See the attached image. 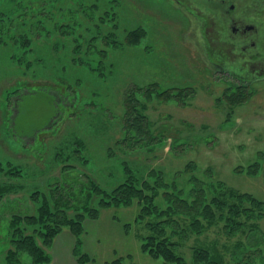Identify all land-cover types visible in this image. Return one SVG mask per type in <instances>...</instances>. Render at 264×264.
<instances>
[{
	"label": "rangeland",
	"instance_id": "374dc122",
	"mask_svg": "<svg viewBox=\"0 0 264 264\" xmlns=\"http://www.w3.org/2000/svg\"><path fill=\"white\" fill-rule=\"evenodd\" d=\"M189 18L188 11L165 0H0V164L22 169L20 178L0 176V185L16 186V192L0 201V264H6L10 214L35 211L30 195L46 194L61 180L62 167L75 166L77 174L85 173L109 190L122 181V160L152 174L146 176L157 186L148 192L147 210L151 215L154 210L151 217L158 221L169 216L158 215L168 204L158 179L189 192L191 177L197 176L205 183L222 182L261 202V206L246 203L245 207L251 205L243 218L247 226L241 233L235 227L229 240L234 245L256 223L255 240L262 250L249 264H264V77L244 88L250 96L243 103L231 106L225 92L241 82L232 74L216 72L197 49ZM63 29L73 33L63 36ZM22 34L34 43L28 50L13 44V38ZM76 44H81L79 52ZM74 52L107 53L104 66L112 64L104 69L108 75L92 76L77 68L71 72L70 53ZM151 84L158 85V91L182 90L183 98L164 100L153 94L147 99L136 89ZM132 90L145 107L140 115L150 133L159 132L158 138H164L149 149L128 150L116 144L125 134V95ZM71 93H76L77 102ZM75 138L81 139L79 147ZM74 148L79 158H70ZM255 163L260 167L255 174L244 172L255 168ZM238 167L243 171L237 172ZM139 209L134 200L129 206L101 209L96 220L84 221L81 251L91 258L85 264H111L117 259L121 264H162L142 250L140 237L146 229L144 221H136ZM172 227L165 225L167 235L183 243L178 248L182 247L179 252L188 264L192 263L190 247L208 243H216L221 252L227 244L222 253L233 257L221 220L184 241L172 236ZM72 239L73 257L66 253V258L57 259L52 243L46 250L51 257L48 264H79Z\"/></svg>",
	"mask_w": 264,
	"mask_h": 264
},
{
	"label": "trees",
	"instance_id": "16d2710c",
	"mask_svg": "<svg viewBox=\"0 0 264 264\" xmlns=\"http://www.w3.org/2000/svg\"><path fill=\"white\" fill-rule=\"evenodd\" d=\"M73 24V23H72ZM73 28L75 24L72 25ZM72 28V27H71ZM71 29H63L61 35H71ZM68 34V35H67ZM13 44L22 50L30 49L31 41L26 35L22 34L18 38H13ZM81 45V44H80ZM80 45L76 44L75 49L78 51ZM79 52V51H78ZM70 53L71 72L75 68L79 70H87L92 76L106 77L108 74L104 72L107 68L104 66L107 59V53ZM37 60H41L40 57ZM43 60V59H42ZM63 69V68H62ZM105 69V70H104ZM64 72L67 69H63ZM82 79L77 76L76 79ZM65 81L61 79L60 82ZM67 82V81H66ZM67 84V83H66ZM70 81L68 82V85ZM67 89L71 85L66 86ZM243 86H235V89H228L225 92L226 101L231 105H239L243 103L249 93H246ZM139 94L149 99L153 94L164 100L172 97H181L182 90L173 89L174 91L163 90L158 91V85L151 84L145 88L138 89ZM169 91V92H168ZM163 92V93H161ZM230 92V93H229ZM9 94V93H8ZM72 98L76 100V93H71ZM135 92L132 90L125 95L126 111L123 118L122 128L124 129L123 138L119 139L117 146L125 149H142L157 146L164 139L158 138V133L152 135L149 131V124L145 118L140 115V103L134 97ZM66 96V95H65ZM163 96V97H162ZM232 97L230 99V97ZM68 97V96H66ZM176 99V100H179ZM74 102V100H71ZM77 102V100L75 101ZM74 102V103H75ZM72 106V104H71ZM69 107V105H68ZM232 108V107H231ZM51 125V124H50ZM75 147L81 145V139L75 138ZM63 161L64 154L59 152ZM68 157V155H66ZM79 152L74 148L70 158H79ZM69 159V157L67 158ZM66 160V159H65ZM87 162V160L85 161ZM256 167H247L244 172L247 174H255L260 167L258 163ZM141 169L135 162L126 160L121 161L119 173H121L122 181L112 189L106 190L99 184L83 173L77 174L75 166L66 165L62 167L61 180L54 182L46 194H41L40 191H35L30 195V200L36 204L35 211L30 213H12L7 222L8 247L5 251L4 260L6 264H25V258H28L27 264H48L51 261L47 249L54 242V238L62 232L63 228H68L69 232L75 238L74 254L79 255L78 263L85 264L90 262L91 258L87 254L82 253L84 221L96 220L99 217L100 210L109 207L129 206L134 200H137L140 207L136 221H144L146 234L140 237L142 242V250L152 258L161 259L162 264H188L183 256H181L178 246L180 244L167 235L165 225L170 223L173 225L172 236L177 235L179 241H184L192 235L204 234L208 226L217 224L221 220L223 222V235L229 240L235 229L241 233L247 226L243 218H246L247 213H250V207H245L246 203L250 202L253 206H261V202L248 194H239L233 189L227 188L222 182L205 183L197 178L191 177L189 182L192 187L187 192L175 183L165 182L158 179L162 185L158 187L162 189L163 198L168 204L158 215L167 216L165 220H155L147 210V204L151 201L148 194L155 185H151L146 175L152 176L151 173ZM210 170V169H208ZM146 171V172H145ZM187 170H184L186 173ZM211 171V170H210ZM243 169L237 168V172H242ZM148 172V174H147ZM193 172V170L188 171ZM109 176H113L108 173ZM107 174V175H108ZM0 176H6L10 179L22 177L21 166L0 164ZM170 187L171 189H168ZM158 188V189H159ZM15 185H0V201L4 199L7 193L16 192ZM207 190L211 193H208ZM155 192V191H154ZM187 192V195H183ZM148 201V202H147ZM250 201V202H249ZM157 207V206H156ZM159 208V207H158ZM174 217L181 219V222L175 220ZM180 224V225H179ZM259 226L254 225L248 227V231L242 234L243 239L234 242L231 249L232 258L224 257V250L228 249L227 244L222 246V252L216 243H208L202 246H191L192 263L191 264H249L262 249L256 244L255 234H259ZM237 233V234H238ZM174 234V235H173ZM230 236V237H229ZM176 237V236H175ZM183 239V240H182ZM183 246V243L181 244ZM178 248V249H177ZM232 248V247H231ZM258 248V250H254ZM254 252V254H253ZM253 254V256H252ZM238 257V258H237ZM257 259L259 257H256ZM232 260L234 262L230 263ZM111 264H121L120 259L113 261Z\"/></svg>",
	"mask_w": 264,
	"mask_h": 264
},
{
	"label": "flooded vegetation",
	"instance_id": "af4514ba",
	"mask_svg": "<svg viewBox=\"0 0 264 264\" xmlns=\"http://www.w3.org/2000/svg\"><path fill=\"white\" fill-rule=\"evenodd\" d=\"M167 1L189 12L193 42L216 72L243 87L264 77V0Z\"/></svg>",
	"mask_w": 264,
	"mask_h": 264
},
{
	"label": "crops",
	"instance_id": "0c3cea01",
	"mask_svg": "<svg viewBox=\"0 0 264 264\" xmlns=\"http://www.w3.org/2000/svg\"><path fill=\"white\" fill-rule=\"evenodd\" d=\"M72 234L67 231L64 230L61 232V234L54 240L53 242V248L54 252H56V258L57 259H61L62 257L66 258V253H69L70 256H72V248H73V243H72ZM84 245V244H83ZM58 248V251H56V249ZM61 249H65L63 253H60ZM68 250V251H67ZM55 257V255H53ZM52 257V258H54ZM73 257V256H72Z\"/></svg>",
	"mask_w": 264,
	"mask_h": 264
}]
</instances>
